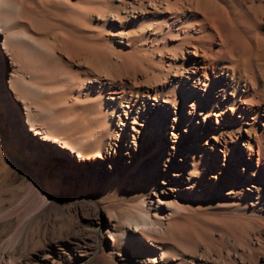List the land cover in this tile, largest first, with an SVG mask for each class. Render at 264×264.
Here are the masks:
<instances>
[{
  "label": "rangeland",
  "instance_id": "obj_1",
  "mask_svg": "<svg viewBox=\"0 0 264 264\" xmlns=\"http://www.w3.org/2000/svg\"><path fill=\"white\" fill-rule=\"evenodd\" d=\"M85 1L18 0L14 27L23 35L11 41L12 59L0 32V264H152L145 250L138 256L137 245L129 252L113 250L104 230L142 216L155 190L163 202H178L180 237L198 243L193 251L170 244L174 259L160 264L183 256L200 264L253 259L243 247L257 246L250 221L264 222L259 156L255 152L250 167L260 178L254 188L235 183L241 167L230 161L224 166L222 152L231 149L237 161L235 148L246 153L247 141L257 142V136L264 150V114L254 116L257 98L233 97L231 87L227 102L210 96L189 117L187 100L176 112L183 81L173 63L187 54L166 49L178 45L177 38L158 31L157 24L170 18L166 1L109 0L105 12L104 0ZM85 6L88 13L80 19L72 8ZM228 6L217 2L224 15ZM224 28L232 33L230 23ZM12 81L23 99L11 90ZM145 110L159 118L152 123ZM25 125L86 141L84 170L80 163L67 167L60 155L51 160V150L40 154L35 143L26 158ZM95 160L102 167L94 169ZM43 167L52 168L45 177Z\"/></svg>",
  "mask_w": 264,
  "mask_h": 264
},
{
  "label": "bare ground",
  "instance_id": "obj_2",
  "mask_svg": "<svg viewBox=\"0 0 264 264\" xmlns=\"http://www.w3.org/2000/svg\"><path fill=\"white\" fill-rule=\"evenodd\" d=\"M165 1L166 9L168 10L166 11L170 14V18L165 19L163 24H157L158 31L165 36L175 35L177 38L175 40L179 43L174 48H165L171 52L178 51L180 54L183 52L187 54L186 57L181 58V61L176 63L175 59V63H173L176 70L179 71L180 69L179 73L183 81L180 99L177 96V100L174 99L177 105L176 112H180L182 103L187 100H192L188 111L189 117L195 113L196 107L201 106L203 100L210 98V96L215 97L216 101L227 102L225 95L233 87V97L250 98L253 101L254 97L257 98L256 106H258V110L255 111L254 116L258 120V116L262 113L264 114V0H259V2L257 1L258 3H256V0H226V2H229V9L225 15L217 7V2L220 0ZM85 3H91L92 5L95 1L91 2L90 0H86ZM108 3L109 0L107 3L106 0L102 2L103 12L110 10ZM140 4L138 3L137 5L140 6ZM213 4L216 5L214 6ZM78 8H72V11L78 18L82 19L88 13V8L86 6L81 9ZM19 9L20 5L18 0H0V32L4 37L1 46L5 53L10 55L11 59L13 57L9 49L11 41H13L14 37L19 36L22 38L23 35L14 27L17 23L15 15L19 13ZM186 12L189 13L187 14ZM226 15H229L230 19L228 17L226 18ZM147 22V28L151 29L149 28L151 23L149 21ZM224 22L226 24L230 23L232 33L226 32L224 28L226 24ZM214 46H218V48L214 49ZM188 47H191L192 50L188 49ZM183 70L186 71V74H183ZM242 87L244 90L241 89ZM10 88L14 91L13 93H16V96L22 97V94L19 95V92H17L15 81L11 82ZM111 95L110 100L114 101L116 96ZM15 99L19 101L18 98ZM143 106L146 109L144 103ZM153 106L159 108L158 113L160 115L163 114L161 110L162 106L159 102L156 105L153 104ZM27 108V106H23L25 116L29 114ZM40 108H42L41 111L43 113L48 110L45 105L40 106ZM170 111L172 110L168 109V113ZM238 111L241 114L243 113L241 109H238ZM176 112L175 114H177ZM145 115L147 117L149 115L152 123L154 122L155 116L156 120L159 118L158 115L154 116L152 112L150 113L146 110ZM172 120L174 121L175 119ZM154 126L152 125L150 128L155 130ZM24 127L26 135L24 139L25 146L22 151L26 155V158H29L30 154L34 151L35 145H37L39 148L37 152L40 154L45 153L46 150L53 152L49 155L51 160L57 159L56 155H60L67 167L80 163L79 166L83 169V160L87 145L86 141H70L67 137L55 136L44 132L42 127L36 125H30L28 127L25 125ZM159 132L160 136H162L163 128ZM172 135L174 134L172 133ZM247 143L246 153L242 154L238 147L235 148L234 151L238 159L237 161L234 160V155L230 154L231 149L226 148L222 152L224 154L223 165L225 166L227 161L239 165L241 167V173L237 179H240V182H237L235 179V183L240 185L251 182L252 187L257 188L260 178L256 173L250 171L252 169L250 167L254 162L256 152L259 156L256 161V166L260 175L264 176V174L262 175V172L264 173V165L261 161L264 158V150L260 147L259 136H257V142L248 140ZM235 144L238 146V143ZM96 153H100V150L97 149ZM99 167H102V162L95 160L93 168L98 169ZM48 171H52V168L43 167L40 170L42 177H45ZM222 174L223 172L220 175L222 176ZM232 178L231 176L228 180L229 183L232 182ZM158 191L163 197H169L166 188H161ZM157 193L155 190V199L150 198L148 204L143 205V215L138 219H134L132 223H129L127 226H121V228L111 227L109 225V228L104 230L106 235H110L113 238V250L129 252L134 245H137L136 249L139 257L142 256L141 251L145 250L151 258L152 264H160V262H165L172 255V251L169 248L170 244H176L180 251L186 249L193 251L197 247L198 243L187 240L188 238L180 237V230L178 229L180 226L177 217L180 215L181 207L177 204L178 202L176 200H168L169 202L165 203L163 202V198L158 196ZM250 223L254 227L253 229H249L248 233L251 234L252 231L256 230L259 234H257L258 237L255 239L257 246L253 248L247 243L243 248L247 250L250 257L253 256L254 258L252 257L253 259L245 262L238 256L237 262L239 264H264V222L259 220L256 222L250 221ZM180 229L182 230V228ZM246 239L248 242L251 241L247 237ZM151 246L156 247L157 251L153 250ZM156 253H159L157 254L158 257H156ZM174 254L176 253L174 252ZM177 256L174 255V257ZM141 261L139 259V262ZM165 263L168 262L166 261ZM170 264L200 263L188 261L183 256L179 262L174 263L172 261Z\"/></svg>",
  "mask_w": 264,
  "mask_h": 264
}]
</instances>
